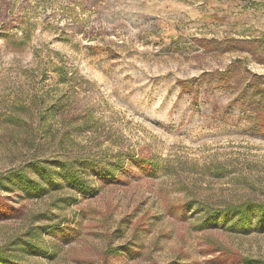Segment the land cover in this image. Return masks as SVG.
Returning <instances> with one entry per match:
<instances>
[{"label": "rangeland", "instance_id": "rangeland-1", "mask_svg": "<svg viewBox=\"0 0 264 264\" xmlns=\"http://www.w3.org/2000/svg\"><path fill=\"white\" fill-rule=\"evenodd\" d=\"M246 202L264 203V0H0L10 261L264 262L258 210L205 222Z\"/></svg>", "mask_w": 264, "mask_h": 264}, {"label": "trees", "instance_id": "trees-1", "mask_svg": "<svg viewBox=\"0 0 264 264\" xmlns=\"http://www.w3.org/2000/svg\"><path fill=\"white\" fill-rule=\"evenodd\" d=\"M41 163H37L38 167L40 168ZM148 164L150 167L154 169L159 168V164L156 161L149 160ZM71 163H56L57 167H62L67 169L70 167ZM65 176L68 178L67 180L71 183L72 186L77 187L82 193L87 191L86 181L82 179L79 175L70 172L69 174L64 173ZM21 180L24 183V190L29 194V190H38L40 189V184L36 181H32L31 179L26 178L22 175ZM53 182V181H52ZM208 210L207 218L205 220L206 223H210L211 221H216L219 217L227 218V217H234L237 219V223L246 228L250 222V212L252 213L255 210H258L262 217L264 218V203L257 204L254 202H246L240 205H228L224 209H217L214 210L210 207H206ZM31 245V244H30ZM33 247V246H32ZM0 264H14L10 261L8 255L6 253L0 251ZM241 264H264L261 261H255L252 259H244Z\"/></svg>", "mask_w": 264, "mask_h": 264}]
</instances>
